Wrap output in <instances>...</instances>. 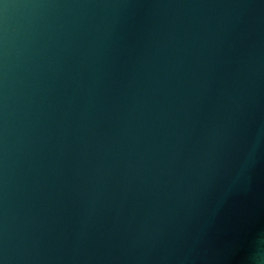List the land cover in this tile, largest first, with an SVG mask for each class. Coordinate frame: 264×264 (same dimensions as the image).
Here are the masks:
<instances>
[{"label":"water","instance_id":"obj_1","mask_svg":"<svg viewBox=\"0 0 264 264\" xmlns=\"http://www.w3.org/2000/svg\"><path fill=\"white\" fill-rule=\"evenodd\" d=\"M0 264H264V0H0Z\"/></svg>","mask_w":264,"mask_h":264}]
</instances>
